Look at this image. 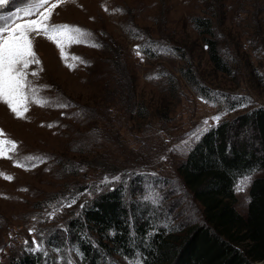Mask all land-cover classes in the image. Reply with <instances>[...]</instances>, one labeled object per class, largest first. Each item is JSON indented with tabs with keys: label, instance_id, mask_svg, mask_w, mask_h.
<instances>
[{
	"label": "rangeland",
	"instance_id": "rangeland-1",
	"mask_svg": "<svg viewBox=\"0 0 264 264\" xmlns=\"http://www.w3.org/2000/svg\"><path fill=\"white\" fill-rule=\"evenodd\" d=\"M20 3L10 0L3 12H15ZM194 17L212 20L219 51L229 63L227 75L212 70L202 37L192 27ZM52 22L79 26L103 47L73 45L70 54L89 65L70 71L55 45L36 37L35 51L44 71L35 83L47 86L41 95L51 98L53 104L74 107L34 105L27 113L29 120L21 121L0 104V129L18 144L12 159L0 158V264H8L23 251H43L46 256L44 235L50 225H62L70 211L89 197V192H77L80 185L111 186L118 181L113 175L115 167H127L142 156L152 163L151 177L169 181L173 185L165 189L174 190V184L180 187L174 165L196 141L184 151L178 149L203 121L208 120L212 128L217 125L211 123L213 117H221L219 124L264 106V0H76L58 8ZM137 45L145 49L143 61L134 52ZM35 68L33 65L29 71ZM188 68L210 91L207 98L181 77ZM118 77L134 85L136 101L143 103L146 118L134 120L136 114L126 104H119L116 98L110 102ZM78 112L84 118H77ZM48 124L56 126L48 128ZM151 146L156 150L145 155ZM162 148L165 159L154 156ZM28 157L47 160H35L30 171L15 166L17 162L27 164ZM63 163H69V172L63 170ZM76 171V177L72 176ZM4 175L13 179L5 180ZM106 177L108 182L102 183ZM73 184L77 185L76 195L69 199L70 191L60 199L57 193L67 192L65 186ZM249 184L243 192H237L235 186L236 209L242 215ZM177 194H170L171 199H179ZM73 200L71 207L66 206ZM34 240L40 242V250ZM51 254L53 264H67L69 259L78 264L70 249L66 257L57 251Z\"/></svg>",
	"mask_w": 264,
	"mask_h": 264
},
{
	"label": "trees",
	"instance_id": "trees-1",
	"mask_svg": "<svg viewBox=\"0 0 264 264\" xmlns=\"http://www.w3.org/2000/svg\"><path fill=\"white\" fill-rule=\"evenodd\" d=\"M191 23L202 37L212 70L227 75L229 63L219 51L212 20L194 17ZM181 77L200 96L208 97L210 91L199 84L191 68L182 71ZM115 83L110 102L116 98L119 104H126L136 114L134 120L146 118L143 103L136 101L134 85L125 84L120 77ZM153 147L145 155H152ZM164 150L154 156L165 159ZM144 158L137 156L129 167H115L113 175L119 179L111 186L80 185L77 191L76 184L66 185L67 192L57 193L60 199L70 191L69 199L77 192H89V197L70 211L62 225H50L44 235L49 253L23 251L8 264H53L51 253L66 257L68 249L75 255L82 253L76 256L78 264L264 263V106L222 121L204 133L174 165L180 184H174V190L165 189L173 185L169 181L151 177L152 163ZM64 163L63 170L69 172V163ZM247 175L256 176L249 184L242 215L236 209L235 186ZM179 188L183 192H177ZM173 192L180 194L179 199H171Z\"/></svg>",
	"mask_w": 264,
	"mask_h": 264
},
{
	"label": "snow or ice",
	"instance_id": "snow-or-ice-1",
	"mask_svg": "<svg viewBox=\"0 0 264 264\" xmlns=\"http://www.w3.org/2000/svg\"><path fill=\"white\" fill-rule=\"evenodd\" d=\"M9 3L10 0H0V104L6 106L10 113L21 121L29 120L27 113L34 105L41 108L51 106L59 109L74 107L69 103L63 102L53 104L51 98L41 95L47 86L38 87L35 83L44 69L35 51L34 41L36 37H43L54 44L59 51L62 63L70 71L76 70L80 65L88 66L89 62L80 56L70 54L69 49L73 45H86L96 49L102 48L103 45L92 39L93 34L91 32L79 26L52 22L53 14L58 8L69 3L74 4L76 0H21L15 12L4 13L3 9ZM102 7H104L105 12H109L107 7L103 5ZM116 11L122 12L119 9ZM138 38L143 39L142 36H138ZM134 52L143 61L145 49L137 45ZM33 65L36 68L29 71ZM29 77H32V79ZM158 78V76L149 77V79ZM205 102L207 103L208 101ZM75 116L81 119L84 118L82 112L76 113ZM220 119V116L213 117L211 123L218 124ZM55 126V124L47 125L48 128ZM210 127L211 124L208 120L203 121L202 127L194 130L188 140L182 142L178 150L184 151L191 142L198 141ZM17 150V142L8 138L7 134L0 129V158L12 159ZM26 159L28 161L27 164L17 162L15 166L30 171L36 166L33 163L35 160H47L46 157H28ZM3 178L8 181L13 179L9 175H4ZM116 179L119 178L117 177ZM107 182L108 178L106 177L102 183ZM250 182L251 175L243 177L236 185V191H245ZM23 191H27V189H23ZM151 199L155 202L157 197L153 196ZM73 203H75V200L66 206L71 207ZM33 231L30 230V233ZM33 245L37 250H40V242L34 240ZM76 254L82 255L79 251ZM67 264H73V261L69 259ZM135 264H140V262L136 261Z\"/></svg>",
	"mask_w": 264,
	"mask_h": 264
},
{
	"label": "built area",
	"instance_id": "built-area-1",
	"mask_svg": "<svg viewBox=\"0 0 264 264\" xmlns=\"http://www.w3.org/2000/svg\"><path fill=\"white\" fill-rule=\"evenodd\" d=\"M255 264H260V263H255Z\"/></svg>",
	"mask_w": 264,
	"mask_h": 264
},
{
	"label": "water",
	"instance_id": "water-1",
	"mask_svg": "<svg viewBox=\"0 0 264 264\" xmlns=\"http://www.w3.org/2000/svg\"><path fill=\"white\" fill-rule=\"evenodd\" d=\"M260 264H264V263H260Z\"/></svg>",
	"mask_w": 264,
	"mask_h": 264
}]
</instances>
